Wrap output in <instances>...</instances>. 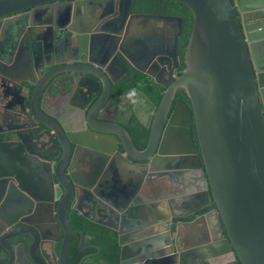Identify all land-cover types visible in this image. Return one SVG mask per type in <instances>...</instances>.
Masks as SVG:
<instances>
[{
	"label": "water",
	"instance_id": "water-1",
	"mask_svg": "<svg viewBox=\"0 0 264 264\" xmlns=\"http://www.w3.org/2000/svg\"><path fill=\"white\" fill-rule=\"evenodd\" d=\"M177 1L192 15L179 74L182 16L135 14L146 21L177 24L176 31L148 44L128 35L124 26L134 0H0L3 31L26 20L30 26L51 25L64 15V24L54 28L67 26L81 49L91 47L94 37L111 33L130 67L164 87L152 110L148 142L139 149L117 115H95L107 102L112 81L104 83L100 98L86 117L78 115V122L62 121L49 108V98L45 101L47 94L54 95L53 78L59 72L68 79L56 84L58 92L73 86L72 73H87L98 84L103 76L110 78L101 62L81 59L49 71V64L35 65L30 44L27 60L0 62L6 95L11 89H27L20 107L13 93L8 112L23 114L32 126L44 129L33 134L38 143L44 141L40 136L49 134L62 146L60 159L51 163L26 145L24 132L18 134L26 125L13 128L16 139H0V234L5 233L0 237V264H66L72 227L65 207L72 199L84 206H73L78 214L116 232L119 264H264V0ZM112 5L119 6V14L104 26L91 30L90 24L83 25L109 15ZM124 44L132 51L128 53ZM20 69L23 77L16 76ZM178 89L185 91L190 106L174 103ZM180 169L186 170L177 173L182 188L155 187L156 176L174 175L172 171ZM147 187L158 195L141 198ZM54 189L57 195L51 193ZM192 192L196 194L186 195ZM174 195L198 198L197 205L175 213ZM166 203L162 212L159 207L166 208ZM39 205L52 208L50 221L56 222L58 236H47L34 225L38 234L30 232L34 239L23 243L20 253L18 231H7L36 213ZM60 241L52 263L46 250L49 247L54 256V244Z\"/></svg>",
	"mask_w": 264,
	"mask_h": 264
},
{
	"label": "flooded vegetation",
	"instance_id": "flooded-vegetation-1",
	"mask_svg": "<svg viewBox=\"0 0 264 264\" xmlns=\"http://www.w3.org/2000/svg\"><path fill=\"white\" fill-rule=\"evenodd\" d=\"M159 3L163 5L162 2H156V4ZM146 7H147L146 4H139L138 0H134V3L132 5L129 14H127L124 19V26L126 25L128 26L127 27L128 35L139 37L142 43L149 44L152 41H157L158 39H161V37H165L168 33H172L176 31V27H177L176 22L171 23L163 20L146 21V19L143 17H135V14H140V13H155L159 15L172 14V13H161L158 11L148 12L146 11V9L142 10L143 8ZM25 11L26 10H23L22 12ZM118 14H119V6L117 7L116 5H112V10L109 15L105 16L100 20L89 19L88 20L89 22L83 23V25L87 26L88 24H90L91 30H95L96 29L95 27L100 28L101 26H104V24H106L107 21L117 17ZM172 15H178V14H172ZM1 18L2 17H0V19ZM65 20H66L65 16L63 15L61 17H58L57 19H54V22L51 25L30 26L28 25V21L26 20L25 22L20 21L18 25L14 24L13 27L5 31H3L0 27V62H4V63L18 62L19 64L20 62H22V60L24 59L27 60L28 55L26 49L29 48V44L32 47V52H33L32 54L34 57L35 65L49 64L50 66L47 67V70L49 71L58 66H64V65L71 66L74 62L75 63L77 62L76 60H81V59L86 60L88 62L89 60H97L98 62H101L104 66V70H106L107 73L110 75V78L107 79L104 78L103 76V78L99 80L100 81L99 84L96 83V81H93L90 78L89 74L76 72V73H72V76H74L73 86L72 87L66 86L64 89L61 86L63 91L58 92L56 89V84L58 83L61 84L63 80H67L68 77L65 75L66 74L65 72H59L58 74L54 75L53 78L54 88H52V90L54 91V95L47 94L45 96V101H47V99L49 98V106H50L49 108L52 110L54 115L60 117L64 122H66V120H68V122L70 121V123L77 121L79 114H83L86 117L90 107H92L94 103L100 98L102 87L104 83L108 80L112 82H111V89L108 95L107 102L105 103L103 108L98 110L97 113L95 112V115L101 117L108 116L111 118H114L115 115H117V120L121 116L125 117L124 119H126L130 115L129 106L133 105L134 101H135V105H137V110L141 115L143 116L149 115L150 104L148 99L144 95H142L143 97L135 98L133 97L134 90L132 89L125 93L115 91V87H116L115 85H117L118 82L122 80V78H120L122 73L125 72L126 74L134 68L130 67L131 65L130 60L126 56V54H123L121 52L122 56L119 55V51H120L119 43L117 44L115 43L116 40L112 38L113 36L111 35V33H108V35L102 36L100 38L94 37V39L91 42V47L90 45H87L85 49L83 47L81 49L78 45V41L76 38L77 35L72 30L68 29L67 26L58 29L54 28V24L56 26H61L62 24H64ZM118 23L119 22L116 21L115 26H118ZM179 38H178V45H179ZM123 48L128 53L132 51L130 46H128L127 44H124ZM85 64L89 65V63H85ZM182 65L184 64L181 59L180 70H178L176 74H179L183 70L184 66L182 67ZM3 70L5 69H1L0 72ZM24 74L25 71L20 69L18 70V73H16V76L23 77ZM115 80L117 81L119 80V81L113 84V81ZM5 83H6L5 81L0 79V90H1L0 96H2V98L6 94L5 90L8 91V89H5L3 87ZM23 88H20L18 90V93H16V91L12 89L9 90L8 92L12 98H13V93L14 95H16V97L18 96L17 97L18 106L20 101L24 100L25 94L27 92V89L26 88L23 89ZM32 91H34V87L32 88ZM32 94L33 92L31 93V95ZM42 97L43 95L41 96L40 99H42ZM180 101H183L186 105L190 106V101L183 89H178L174 97V103ZM8 105H11V103ZM0 106H1L0 109H2L3 105L0 104ZM3 111L5 110L3 109ZM3 111L0 110V139L1 138L16 139L17 138L15 133L16 131H14L13 128L20 125H26L28 126V128L18 129V134L24 132V135L27 136L26 145L27 146L29 145L30 148L36 150V152H40L41 155L46 157V159L50 160L51 163H55L58 161V159H60V156L62 154V146L60 140L57 139L56 136H54L55 137L54 138L55 141H54L51 139V136L49 134H43V136L39 137V139L41 138L44 139L43 144L38 143L37 140L34 138V136L38 133H41L44 130L40 127V125H38L39 128L32 126V122L30 121V119L25 118L23 114L18 115V117H16L11 112H3ZM92 112L94 113V111ZM192 133L194 136L195 147L198 149L199 146H198L196 130L194 125L192 126ZM46 141H49V144L45 145ZM79 161H80V156L79 157L77 156L76 161L73 162V166L76 169V172L77 170L80 169ZM178 177L179 176L177 175V173L174 175L172 174L165 176L158 175L154 178L155 187L159 188L160 190H164L165 185L168 187L170 185L169 183L171 182L177 183ZM53 180H54V185L57 184V181L55 179ZM172 186H174V184ZM148 189H149L148 187L146 189H142L141 198L146 199L150 194L158 195L156 191L155 193H153L152 191H148ZM51 193L53 195H57L55 189L54 191L51 190ZM56 204L57 201H54V205ZM74 205L81 206L82 203L80 201L76 202L74 199H72L65 207V214L68 217L70 221V225L72 227L71 232H69V242L65 254L66 264H109L110 261H108L107 257L103 255V253L106 252L104 251L105 248H103V246L99 243L101 240L96 239V236H93V234L91 233L85 232L83 228L76 226L73 223L72 213L75 212L77 215H80L73 208ZM82 208H84L83 205ZM51 209L52 208H50L49 205L48 206L39 205L37 207L36 213H34L30 217H25L23 220L19 219L18 227L12 225V227L7 231L9 233L18 231L19 252L23 251L22 248L23 243L31 242L34 239V236L30 232L36 231V233L38 234L39 228L34 227V225L41 227L40 229L41 232L46 234L47 236L50 237L58 236L56 222L50 221ZM159 216L161 215L159 214ZM54 220L56 221L55 217ZM26 222L32 223L33 226L29 225ZM107 222L110 223L109 220H107ZM26 229H30V231H24ZM79 230H82V234L79 233ZM3 234L5 233L4 232L1 233L0 237ZM64 234H65L64 232H61L60 234L61 241ZM11 241L12 239L8 240V242ZM61 241L56 242L54 244V252H55L54 256L53 254H51L49 247L46 250V252L49 254L48 256L49 259H51L52 263H54V260L58 255V252L61 247ZM72 247H76V251L79 254L77 260H72V258L70 257V251ZM19 261L24 262L25 260L22 257H20ZM118 264H119V259H118Z\"/></svg>",
	"mask_w": 264,
	"mask_h": 264
},
{
	"label": "trees",
	"instance_id": "trees-1",
	"mask_svg": "<svg viewBox=\"0 0 264 264\" xmlns=\"http://www.w3.org/2000/svg\"><path fill=\"white\" fill-rule=\"evenodd\" d=\"M138 1L139 4H146L147 6L142 10L146 9L148 12L158 11L161 13L178 14L183 17V31L179 38L178 45V52L180 53L181 59H183V53L192 26V15L190 10L177 0ZM156 2H162L163 5L161 3L156 4ZM183 66L184 65H182V67ZM115 86L116 92L125 93L131 89L134 90L133 97H136L138 93H142V95L148 99L153 107L157 106L164 90V87L154 82L153 78L135 68L126 73L122 77V80ZM132 110L133 105H130V115L126 119H124L125 117L121 116L118 121L130 131L136 146L139 149H143L148 142L149 125L142 124L137 115L134 113L135 111L132 112ZM211 207L212 206L207 207L206 210L210 209ZM72 216L73 223L76 226L83 228L85 232L91 233L93 236H96V239L101 240L99 243L103 246V248H105L104 251L106 253H103V255L107 257L108 261H110L109 264H118L119 247L116 241V232L106 226L93 223L84 217L77 215L75 212L72 213ZM70 257L72 260L78 259L79 254L76 251V247L71 248Z\"/></svg>",
	"mask_w": 264,
	"mask_h": 264
},
{
	"label": "crops",
	"instance_id": "crops-1",
	"mask_svg": "<svg viewBox=\"0 0 264 264\" xmlns=\"http://www.w3.org/2000/svg\"><path fill=\"white\" fill-rule=\"evenodd\" d=\"M1 91V90H0ZM141 93H138L137 95H136V97H143L142 96V94L140 95ZM1 95V94H0ZM135 97V98H136ZM12 97L11 96H8V95H6L5 94V96L2 98V96H0V104L1 105H3V108L2 109H0L1 111H3V109L5 110V111H3V112H8V109L6 108V107H8L9 105V103H10V99H11ZM149 110H150V114L149 115H147V116H143V115H141L140 113H139V111L137 110V105H135V101L133 102V105H134V111H135V113H136V115L138 116V118H139V120L145 125H149L150 124V122H151V118H152V110H153V106H152V104L149 102ZM1 107V106H0ZM180 170H183V171H178V170H173L172 172H175V173H178V172H184V171H186V170H184V169H180ZM189 170V169H188ZM187 170V171H188ZM179 174V173H178ZM177 174V175H178ZM179 176V175H178ZM165 183V182H164ZM173 184H174V186H171V185H169L168 187L171 189V191H174V190H176L175 189V186H177V187H181V185L177 182V183H175V182H172ZM182 188V187H181ZM177 191H179V190H177ZM195 195L196 193L195 192H192V193H188V194H186L187 196H192V195ZM178 197V195H174L171 199H174L175 201H173V203H172V205H173V208H174V211H175V213H182V212H186L187 210H191L193 207H195L196 205H197V203H196V200L198 199V198H191V197H189L188 199H187V197H186V199L185 200H182L183 198H180L179 197V199H177V197ZM163 200H165V202L167 201V200H170V198H168V199H161L160 201H161V203H163ZM167 203H166V208H162V207H159V208H161L162 209V212H165L166 211V209H167Z\"/></svg>",
	"mask_w": 264,
	"mask_h": 264
},
{
	"label": "bare ground",
	"instance_id": "bare-ground-1",
	"mask_svg": "<svg viewBox=\"0 0 264 264\" xmlns=\"http://www.w3.org/2000/svg\"><path fill=\"white\" fill-rule=\"evenodd\" d=\"M158 22V21H157Z\"/></svg>",
	"mask_w": 264,
	"mask_h": 264
}]
</instances>
